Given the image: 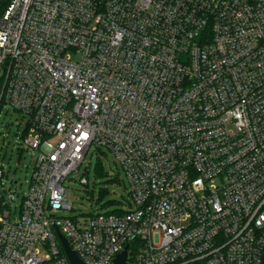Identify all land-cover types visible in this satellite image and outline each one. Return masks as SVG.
<instances>
[{
	"label": "built area",
	"instance_id": "1",
	"mask_svg": "<svg viewBox=\"0 0 264 264\" xmlns=\"http://www.w3.org/2000/svg\"><path fill=\"white\" fill-rule=\"evenodd\" d=\"M4 108L35 168L0 264H71L57 230L85 264H261L264 0H0ZM91 150L129 207L59 216Z\"/></svg>",
	"mask_w": 264,
	"mask_h": 264
},
{
	"label": "rangeland",
	"instance_id": "2",
	"mask_svg": "<svg viewBox=\"0 0 264 264\" xmlns=\"http://www.w3.org/2000/svg\"><path fill=\"white\" fill-rule=\"evenodd\" d=\"M22 118L21 114L8 108H4L0 113V166L6 170V177L0 179V193L5 200L11 202L14 216L19 214L23 196L29 192L35 168L33 155L19 151L22 134L26 129L25 125L21 126ZM105 152L108 156H102L99 160L97 152L91 150L80 170L70 175L65 186L68 200L73 204L74 210L59 213V216L84 218L93 214L113 213L129 207L130 186L125 173L112 156ZM99 161L104 164L109 177L101 178L97 175ZM81 176L88 179V186L79 183ZM115 179H119V182H114ZM12 180L17 184L10 187ZM102 191L105 192L103 197Z\"/></svg>",
	"mask_w": 264,
	"mask_h": 264
},
{
	"label": "water",
	"instance_id": "3",
	"mask_svg": "<svg viewBox=\"0 0 264 264\" xmlns=\"http://www.w3.org/2000/svg\"><path fill=\"white\" fill-rule=\"evenodd\" d=\"M59 238L61 240L62 246L64 248V251L67 255V258L71 264H85L77 255V253L71 249L68 240L60 233L59 230H57ZM128 249L129 245L126 247V249L121 252L116 259L114 260L113 264H127L128 261Z\"/></svg>",
	"mask_w": 264,
	"mask_h": 264
},
{
	"label": "trees",
	"instance_id": "4",
	"mask_svg": "<svg viewBox=\"0 0 264 264\" xmlns=\"http://www.w3.org/2000/svg\"><path fill=\"white\" fill-rule=\"evenodd\" d=\"M100 163L97 165V175L99 176V177H101V178H105V177H109L108 175H107V173L105 172V167H104V164L101 162V161H99ZM114 182H119V179H115V181ZM105 195V192H101V197H103ZM117 212H121L120 210H117ZM261 264H264V258H263V260H262V262H261Z\"/></svg>",
	"mask_w": 264,
	"mask_h": 264
}]
</instances>
